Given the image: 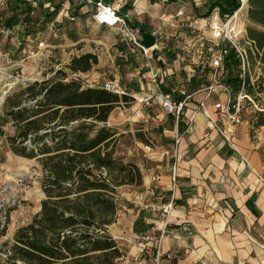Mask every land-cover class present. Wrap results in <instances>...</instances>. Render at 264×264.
<instances>
[{
	"label": "rangeland",
	"instance_id": "374dc122",
	"mask_svg": "<svg viewBox=\"0 0 264 264\" xmlns=\"http://www.w3.org/2000/svg\"><path fill=\"white\" fill-rule=\"evenodd\" d=\"M11 2L0 0V264H7L4 249L13 241L16 229L31 220L45 197L38 161L14 153L6 141L8 136L15 134L11 120L3 115V104L8 95L29 82L42 80L57 71L65 72L67 78L80 80L84 86L106 88V84L115 83L118 90L125 92L129 90L125 88L128 85L154 87L155 94H136L135 98L129 95L133 98L131 101H120L107 119V125L117 131L115 156L124 162H134L141 174H145L155 167V163H162V160L155 158L158 145L169 144L167 148L171 149L173 144L175 149V137L180 138L175 132L172 142L165 141L169 134L163 127L165 123L169 125L165 120L168 115L170 119L176 113L175 108L170 111L164 106L163 97L168 95L178 102L176 91L166 94L170 81L173 87L190 90L200 84L226 82L227 76H239L238 66L231 64L227 67L225 64L231 50L221 67L214 65L213 55L219 45L225 43L212 37L215 24L213 13L204 18L196 16L192 10V0L148 1L146 13L132 20L140 22L145 29H151L156 36V47L146 53L136 47L134 50L128 48L127 42L131 44V40L126 31L95 24L90 11L70 15L69 18L56 13L40 15L38 12L29 16L24 10L15 11ZM247 9L248 3L234 18L241 30L239 40L247 51L249 62L245 91L250 99H243L242 109L244 114L251 115V109L264 108V64L258 60L246 38V27L264 28L249 21ZM12 15L15 16L13 25L5 26ZM133 32L141 35L140 31ZM88 52L96 55L97 62L86 72H71L68 68L71 59ZM167 66L174 71L173 77L160 83L155 72ZM186 73L194 75L193 82L187 81ZM232 90L233 93L238 91ZM147 99L149 104L146 103ZM183 117L186 118L185 115ZM145 145H149L150 149ZM143 191L144 188L137 185L117 187L116 220L109 225L108 231L125 252L118 264H137L147 254L146 250L151 248L144 246L145 240L132 231V220L138 208L147 203L137 197L138 192ZM3 225L4 233L1 234Z\"/></svg>",
	"mask_w": 264,
	"mask_h": 264
},
{
	"label": "trees",
	"instance_id": "16d2710c",
	"mask_svg": "<svg viewBox=\"0 0 264 264\" xmlns=\"http://www.w3.org/2000/svg\"><path fill=\"white\" fill-rule=\"evenodd\" d=\"M247 3L249 21L264 28V0ZM215 6L228 17L239 1L208 0L202 17ZM14 18L5 26L11 27ZM246 38L264 63V29L248 25ZM96 62V55L88 52L73 57L68 68L86 72ZM225 64L238 66L232 50ZM226 83L237 90L239 76H227ZM132 99L104 86H84L61 71L6 97L3 115L15 127V134L6 138L9 149L38 161L45 194L40 209L16 229L4 249L7 264H118L125 255L108 227L116 220L117 187L140 185L142 174L134 162L115 156L117 131L107 119L120 101ZM262 123L264 117L257 120Z\"/></svg>",
	"mask_w": 264,
	"mask_h": 264
},
{
	"label": "crops",
	"instance_id": "0c3cea01",
	"mask_svg": "<svg viewBox=\"0 0 264 264\" xmlns=\"http://www.w3.org/2000/svg\"><path fill=\"white\" fill-rule=\"evenodd\" d=\"M74 1H77L75 10ZM104 1L118 7L132 31L152 32L140 22H132L146 13L149 0ZM192 1L195 15L204 18L208 0ZM45 6H40L41 11L51 14ZM57 11L68 18L90 11L92 17V5L84 0H70L68 7ZM127 43L131 50L139 48ZM158 70L155 73L160 83L172 79L174 71L168 66ZM186 74L187 81L193 82L194 75ZM171 84L170 81L166 94L176 89ZM130 86H125L128 92L123 89L120 92L134 98L136 94L156 93L152 86ZM202 86L187 92L193 93ZM203 96L201 91L194 93L178 118L176 114L170 119L167 116L165 121L169 125L164 122L163 127L169 134L165 141L172 142L176 132L180 135L179 142L175 149L173 144L171 149L167 148L169 144L158 145L155 158L162 163H155L151 171L143 173L142 183L137 185L144 188L137 197L147 203L138 208L132 231L141 235L144 246L151 247L137 264H264V123L257 124L264 117V108L251 109V115L244 114L242 109L240 123L218 120L220 128L226 130L223 134L198 107ZM219 99H224L222 92L207 100L212 119H218V115L210 105ZM146 103L149 104L148 99ZM168 200L173 201V209L164 220L157 214V208Z\"/></svg>",
	"mask_w": 264,
	"mask_h": 264
},
{
	"label": "built area",
	"instance_id": "2783aa9c",
	"mask_svg": "<svg viewBox=\"0 0 264 264\" xmlns=\"http://www.w3.org/2000/svg\"><path fill=\"white\" fill-rule=\"evenodd\" d=\"M239 7L226 19H222L219 13V8L215 6L211 13H213L214 23L212 27V37L216 40L222 41L225 45H219L218 50L213 55L212 61L215 66L221 67L223 62L226 60V56L230 50L234 52L235 57L238 60L239 67V88L236 93L229 84L225 81H217L215 83H209L202 86L193 93L187 92L184 88H176V97L178 102L171 100L168 95L163 97V103L166 108L172 111L175 108L176 118H178L179 113L185 106L186 102L192 97L196 92H203V98L198 102V107L205 114L208 121L217 128L223 134L226 133L224 128H220L218 120L224 121L228 120L231 123H240L242 121V102L244 98L250 99V96L245 91L246 84V74L248 72L249 62L248 54L245 47L240 43L239 34L240 31L236 24L234 16L236 13L247 4L248 0H238ZM86 4L92 5V20L95 24L99 26H109L114 28H120L129 34L131 42L143 50L144 53L147 52V48H144L140 44L141 35L135 34L128 27L126 18L119 13L118 7L105 2L104 0H84ZM12 7L16 11H26L29 16L33 15L34 12H38L40 15H47L42 12L41 5H46L52 13H58V9H65L70 4V0H12ZM44 7V9L46 8ZM73 10L77 7V1L72 4ZM43 9V10H44ZM51 13V14H52ZM249 41V40H248ZM250 42V41H249ZM227 45V46H226ZM153 79L155 74L152 75ZM106 88L114 92H120L116 88L115 83L106 84ZM222 92L224 94V99H219L214 101L210 106L214 112L217 113L218 119H212L208 113V103L207 100L215 93ZM235 94V95H234ZM187 131V130H185ZM175 142H179V137H175ZM147 149H150L149 145H145ZM176 174L175 171L172 173V183L175 184ZM173 209V201L168 200L163 202L158 206L159 217L166 220Z\"/></svg>",
	"mask_w": 264,
	"mask_h": 264
},
{
	"label": "water",
	"instance_id": "95a60500",
	"mask_svg": "<svg viewBox=\"0 0 264 264\" xmlns=\"http://www.w3.org/2000/svg\"><path fill=\"white\" fill-rule=\"evenodd\" d=\"M140 44L144 47V48H151L154 47V45L156 44V36L154 33L152 32H142L141 33V38H140Z\"/></svg>",
	"mask_w": 264,
	"mask_h": 264
}]
</instances>
